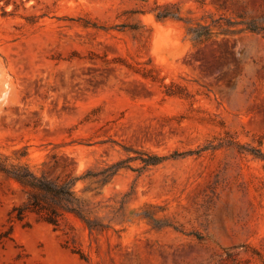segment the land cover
Segmentation results:
<instances>
[{"label": "rangeland", "instance_id": "1", "mask_svg": "<svg viewBox=\"0 0 264 264\" xmlns=\"http://www.w3.org/2000/svg\"><path fill=\"white\" fill-rule=\"evenodd\" d=\"M0 264H264V0H0Z\"/></svg>", "mask_w": 264, "mask_h": 264}, {"label": "trees", "instance_id": "2", "mask_svg": "<svg viewBox=\"0 0 264 264\" xmlns=\"http://www.w3.org/2000/svg\"><path fill=\"white\" fill-rule=\"evenodd\" d=\"M23 173H10L9 177L17 181L25 189H29V198L26 208L36 212L43 217V220L47 223L58 225L59 218L62 215L60 208L64 212L73 213L80 216V213L76 207H73L74 192L72 188L75 184L81 180L79 178L71 182H57L52 183L47 181L44 177H38L34 173L30 172L27 168H23ZM63 203L67 206L63 207ZM26 208H18L17 217L20 219L23 216V212Z\"/></svg>", "mask_w": 264, "mask_h": 264}]
</instances>
